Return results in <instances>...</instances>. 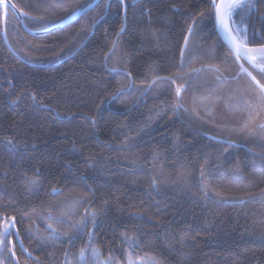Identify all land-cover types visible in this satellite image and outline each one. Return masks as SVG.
<instances>
[{"label":"trees","instance_id":"obj_1","mask_svg":"<svg viewBox=\"0 0 264 264\" xmlns=\"http://www.w3.org/2000/svg\"><path fill=\"white\" fill-rule=\"evenodd\" d=\"M11 1L38 30L93 0ZM105 2L42 34L6 6L13 51L0 2V230L16 225L3 264H77L85 245L86 264H264V105L241 65L264 73L220 38L212 0ZM255 9L249 45L264 43ZM91 212V239H51L47 224L71 235Z\"/></svg>","mask_w":264,"mask_h":264},{"label":"snow or ice","instance_id":"obj_2","mask_svg":"<svg viewBox=\"0 0 264 264\" xmlns=\"http://www.w3.org/2000/svg\"><path fill=\"white\" fill-rule=\"evenodd\" d=\"M255 2L256 0H219L217 3V0H212L214 9H215V27L218 31V35L222 36L224 41L228 43V45L233 48L235 58L237 60L244 59L246 60L249 65L261 73H264V43H261L258 47H249V33L247 30V26L243 24L244 19L247 18V16H250L252 12H254L255 9ZM260 2L264 3V0H260ZM116 3L118 5H123L125 8H127L129 5L126 4V0H116ZM140 3V0H131V6H135L136 4ZM13 8H15V5H13ZM104 8L106 11L110 10L112 8V4L106 0L104 4ZM244 9H247V13L245 16L241 17V20L238 22L234 19V14L236 13V10L243 11ZM95 23V21H94ZM196 30V22L193 21L192 24L188 25V33L192 34ZM121 32L124 31V28L122 27ZM258 34L253 32L251 36L254 38ZM261 40H264V36H260ZM185 45L189 43V36L186 35L184 37ZM115 47V44L113 45ZM182 57L184 55V49H181ZM112 71H117V69H112ZM241 71L247 72L249 76H252V73L248 71V69L244 68L243 65H241ZM252 79L255 81V76H252ZM256 83L259 85L261 90V95L256 97V103L264 105V84H259V81H256ZM182 86H178L176 88V94L177 97L180 96ZM121 92V89H116V92L113 93V96L116 95V93ZM180 105L177 104V107ZM248 109L251 111L253 109V105L251 103L247 104ZM261 129H264V123H261L258 125ZM248 130V133L251 134L253 129L249 128L248 124H245L243 128L239 129V131L243 132L245 130ZM9 144H11V141H8ZM29 184L36 185L39 183L37 178H29L28 180ZM53 193H56L59 191L56 187H53L51 189ZM76 202L73 201V204ZM49 212V218L54 219L57 223H65V217L66 213L61 212L59 215L55 217H51V209L48 210ZM89 215L91 216L93 223H95V217L96 213L91 212L89 214H86L83 216L80 220L75 221L72 223L70 227L71 235L69 232H60L58 229L53 228L52 224H47V229H51L50 237L51 239H68L71 241L77 234H82L85 230L88 231L89 238H92L93 232L91 229H88V219ZM15 221L14 219L10 218L8 221H6L3 225V231L0 232V247L3 246L5 238L10 235V227L15 228ZM17 236H19V232L16 233ZM11 243V241H9ZM138 243V242H137ZM85 247H82L79 252L78 262L77 264H86V254H85ZM10 250V249H9ZM100 250L93 247L92 248V257L97 258L99 257ZM127 264H134V261L132 259L131 254H127ZM112 257H109L106 261H98V264H111ZM152 264H158L155 260H152Z\"/></svg>","mask_w":264,"mask_h":264},{"label":"water","instance_id":"obj_3","mask_svg":"<svg viewBox=\"0 0 264 264\" xmlns=\"http://www.w3.org/2000/svg\"><path fill=\"white\" fill-rule=\"evenodd\" d=\"M99 0H93L90 4H88L87 6H85L84 8L82 9H79L77 11H75L74 13H72L70 16H68L67 18H65L64 20L54 24V25H51V26H48L46 28H43V29H38V30H34V29H30L28 28L25 24H24V21H23V18H22V14L21 12L18 10V8L15 6V8H13V3L11 0H0V2L2 3V8H3V16H2V24H3V29H2V36H3V39L5 41V43L8 45V47L10 48V50L13 51L12 47L10 46L8 40H7V37H6V33H5V22H6V18H5V15H6V6H9L14 12L15 14L17 15L22 27L29 33L31 34H42V33H46V32H49L51 30H55V29H58V28H61L65 25H67L68 23L72 22L73 20L77 19L78 17H80L83 13H85L88 9H91L93 8L97 2ZM219 2V0H217V3ZM123 14L125 13L126 11V8L125 6H123ZM214 23H215V10H214ZM216 28V27H215ZM217 31V29H216ZM218 33V31H217ZM220 36V35H219ZM220 38L223 40V42L228 46V48H230V50L233 52L234 54V50L233 48H231L228 43L226 41H224L223 37L220 36ZM259 45H249V47H258ZM235 55V54H234ZM244 60V59H242ZM245 62H247L246 60H244ZM248 63V62H247ZM249 64V63H248ZM243 65V64H242ZM244 68H246L244 65H243ZM250 72V71H249ZM253 76V75H252ZM251 76V77H252ZM257 80H255V83H256ZM257 84V83H256ZM260 84V83H259ZM258 85V84H257ZM259 86V85H258Z\"/></svg>","mask_w":264,"mask_h":264},{"label":"rangeland","instance_id":"obj_4","mask_svg":"<svg viewBox=\"0 0 264 264\" xmlns=\"http://www.w3.org/2000/svg\"><path fill=\"white\" fill-rule=\"evenodd\" d=\"M4 229L2 228V230H0V232H2ZM10 231V229H9ZM9 241H11V243H9ZM6 243H9V251H12L11 245H12V240L7 236L4 240V244L2 247H0V264H3V260H2V251H3V247ZM92 261L96 262V260L92 259Z\"/></svg>","mask_w":264,"mask_h":264}]
</instances>
